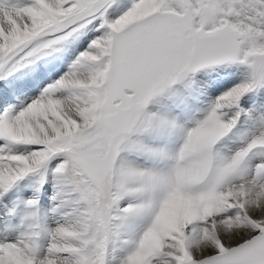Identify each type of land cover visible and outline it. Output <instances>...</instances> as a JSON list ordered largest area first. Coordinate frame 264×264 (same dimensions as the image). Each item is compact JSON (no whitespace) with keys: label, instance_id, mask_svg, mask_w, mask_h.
<instances>
[{"label":"snow or ice","instance_id":"1","mask_svg":"<svg viewBox=\"0 0 264 264\" xmlns=\"http://www.w3.org/2000/svg\"><path fill=\"white\" fill-rule=\"evenodd\" d=\"M0 264H264V0H0Z\"/></svg>","mask_w":264,"mask_h":264}]
</instances>
